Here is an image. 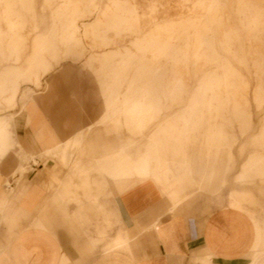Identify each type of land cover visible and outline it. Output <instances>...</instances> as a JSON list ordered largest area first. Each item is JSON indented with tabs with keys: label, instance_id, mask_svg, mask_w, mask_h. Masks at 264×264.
<instances>
[{
	"label": "rangeland",
	"instance_id": "obj_1",
	"mask_svg": "<svg viewBox=\"0 0 264 264\" xmlns=\"http://www.w3.org/2000/svg\"><path fill=\"white\" fill-rule=\"evenodd\" d=\"M30 108L60 134L71 153L65 161L32 140L25 124ZM4 117L11 123L2 120L0 132L10 134L11 146L0 164L10 154L18 159L4 172L6 188L10 179L20 186L33 167L47 163L68 175L87 161L88 175L114 181L90 157L99 147L90 139L129 144L136 154L155 134L162 149L180 154L178 165H187L194 187L204 190L195 189L199 193L180 212L204 219L231 210L233 199L232 207L251 219L264 240V0H0ZM15 124L18 142H11ZM169 176L168 186L146 183L169 193ZM138 184L114 183L108 197ZM105 235L94 239V250ZM97 253L85 254L89 259Z\"/></svg>",
	"mask_w": 264,
	"mask_h": 264
},
{
	"label": "crops",
	"instance_id": "obj_2",
	"mask_svg": "<svg viewBox=\"0 0 264 264\" xmlns=\"http://www.w3.org/2000/svg\"><path fill=\"white\" fill-rule=\"evenodd\" d=\"M2 120L11 123L4 117L0 125ZM25 124L45 153L61 162L71 156L38 108L27 111ZM16 125L11 142H18ZM94 139L99 147L90 157L114 181L103 180L97 173L88 175L92 165L87 161L73 165L68 175L60 166L56 172L47 163L52 169L48 175L44 171L47 165L42 164L40 170L33 167L20 186L10 179L6 188L4 172L13 169L18 159L10 154L0 164V264H64L68 260L66 264H191L193 259L198 264H241L246 256L251 258L248 264H261L264 240H258L251 219L232 207L233 199L231 210H217L204 219L180 212L181 204L203 187H194L196 180L187 165H178L176 150L161 148L160 136L152 134L141 146L145 150L137 147L136 154L130 153L129 144L101 142L99 135L90 140ZM29 144L33 150L34 144ZM9 146L10 134L0 132V155ZM170 174L169 193L146 183L151 179L168 186ZM136 182L143 184L116 198L108 197L114 194V183L132 187ZM67 198L77 203L69 204ZM171 212L175 214L169 215ZM87 230L89 234L83 238ZM103 233L105 242L94 250V239ZM133 237L136 243H132ZM86 252L98 253L88 259Z\"/></svg>",
	"mask_w": 264,
	"mask_h": 264
}]
</instances>
